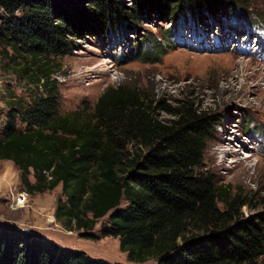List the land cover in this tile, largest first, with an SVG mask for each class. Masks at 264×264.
Here are the masks:
<instances>
[{"label":"trees","instance_id":"16d2710c","mask_svg":"<svg viewBox=\"0 0 264 264\" xmlns=\"http://www.w3.org/2000/svg\"><path fill=\"white\" fill-rule=\"evenodd\" d=\"M244 2L0 0V52L44 90L27 107L12 106L0 137V160L18 166L30 194L62 186L56 218L69 231L97 240L96 225L108 216L100 234L118 238L129 261L262 264L264 210L245 216L242 208L251 199L217 183L206 165L220 120L215 112L192 94L171 102L121 84L107 87L91 113H61L52 78L60 68L56 59L72 53L77 39L113 34L121 41L155 19L170 21V37L180 25L228 21ZM158 38L145 36L120 59L158 62L171 47ZM0 264L121 263L0 226Z\"/></svg>","mask_w":264,"mask_h":264},{"label":"rangeland","instance_id":"374dc122","mask_svg":"<svg viewBox=\"0 0 264 264\" xmlns=\"http://www.w3.org/2000/svg\"><path fill=\"white\" fill-rule=\"evenodd\" d=\"M246 1L244 5L248 6L238 3L242 8L234 9L235 15L228 21L204 19L193 33H187L192 27L178 26L181 36H167L170 21L155 19L144 23L139 34L130 33L121 41L113 34L77 39L72 53L56 59L60 68L52 76L59 86L61 113H91L107 87L121 84L138 87L150 95L158 94L171 102L192 94L220 117L206 150L208 170L217 183L251 199L242 208L245 216L263 211L264 0ZM178 27L175 25L174 29ZM145 36H157L163 45L171 47L156 63L122 61L121 55L129 53ZM21 70L20 65L0 52V137L12 106L25 108L44 91L23 78ZM250 120L253 121L249 126ZM16 122L18 127L24 126L19 119ZM21 174L13 161L0 160L1 227L42 235L64 248L85 251L111 263L157 264L155 259L145 263L129 261L118 238L102 237L101 228L108 216L96 225L97 240L83 237L82 230L69 231L56 218L62 186L30 194L21 183ZM30 179L35 182L33 175ZM24 193L26 201L18 198ZM260 262L264 264V257Z\"/></svg>","mask_w":264,"mask_h":264},{"label":"built area","instance_id":"2783aa9c","mask_svg":"<svg viewBox=\"0 0 264 264\" xmlns=\"http://www.w3.org/2000/svg\"><path fill=\"white\" fill-rule=\"evenodd\" d=\"M18 198H20V199L24 198V200L26 201V199H27V193L21 194ZM17 204H18V202H17Z\"/></svg>","mask_w":264,"mask_h":264},{"label":"bare ground","instance_id":"6f19581e","mask_svg":"<svg viewBox=\"0 0 264 264\" xmlns=\"http://www.w3.org/2000/svg\"><path fill=\"white\" fill-rule=\"evenodd\" d=\"M235 131V130H234ZM234 138H236V136L234 135ZM243 146H245L244 144H243Z\"/></svg>","mask_w":264,"mask_h":264}]
</instances>
